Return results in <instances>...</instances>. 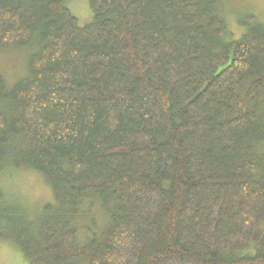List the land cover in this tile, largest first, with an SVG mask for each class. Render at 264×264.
Listing matches in <instances>:
<instances>
[{"label": "trees", "instance_id": "obj_1", "mask_svg": "<svg viewBox=\"0 0 264 264\" xmlns=\"http://www.w3.org/2000/svg\"><path fill=\"white\" fill-rule=\"evenodd\" d=\"M87 1L80 25L0 0V49L31 47L0 74V172L53 199L31 216L0 191V241L26 264H264V20L235 38L219 0Z\"/></svg>", "mask_w": 264, "mask_h": 264}, {"label": "rangeland", "instance_id": "obj_2", "mask_svg": "<svg viewBox=\"0 0 264 264\" xmlns=\"http://www.w3.org/2000/svg\"><path fill=\"white\" fill-rule=\"evenodd\" d=\"M219 1L226 15L229 31L235 38L245 31V27L239 26L238 23L243 15L251 13L258 19L264 20V0ZM65 4L76 16L80 25L91 21L92 14L87 0H66ZM30 52L31 47L29 46L0 49V74L8 86L26 76ZM0 191L3 193L4 199L14 206L24 207L31 216H35L45 203L53 200L51 191L43 178L29 170L1 171ZM81 211L83 212L81 216L85 214L83 217L94 220V225L90 227L93 231H96L106 221L105 215L96 200H91L90 204L85 202ZM86 221L80 220L79 223L75 221L80 240L84 238ZM0 263L26 264V259L14 245L7 241H0Z\"/></svg>", "mask_w": 264, "mask_h": 264}]
</instances>
